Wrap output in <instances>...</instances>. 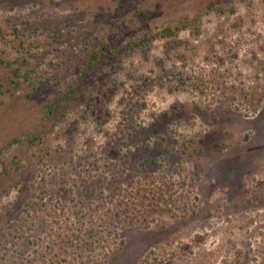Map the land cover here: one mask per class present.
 <instances>
[{
	"label": "rangeland",
	"instance_id": "374dc122",
	"mask_svg": "<svg viewBox=\"0 0 264 264\" xmlns=\"http://www.w3.org/2000/svg\"><path fill=\"white\" fill-rule=\"evenodd\" d=\"M183 25L78 81L86 43ZM22 46L47 85L27 99L0 63V242L27 220L22 256L45 248L46 194L66 220L119 213L112 264H264V0H0V58ZM166 180L171 212L149 192Z\"/></svg>",
	"mask_w": 264,
	"mask_h": 264
},
{
	"label": "trees",
	"instance_id": "16d2710c",
	"mask_svg": "<svg viewBox=\"0 0 264 264\" xmlns=\"http://www.w3.org/2000/svg\"><path fill=\"white\" fill-rule=\"evenodd\" d=\"M216 8H209L210 10ZM199 20L195 18L194 23ZM187 26H165L162 28H155L145 33L142 32V37L137 40H131L126 46L119 48H112L107 42L101 41L96 50L92 51L89 43L85 44V51L88 57L87 66L82 71V75L78 81L86 79L89 74L95 72L99 64L111 57L119 56L120 58L126 55H133L139 50L146 54L148 49V42L150 41H166V45L171 44L180 35L181 31ZM21 47V45H20ZM147 47V48H146ZM22 51H19L20 58L15 60H8L0 58V63L7 69H12L11 77L12 89L16 92L24 91L23 87H29L31 92L26 95L27 99L32 97V93L38 91L41 85L46 86L47 82L37 80L33 77L36 73V68H30L29 58H34L39 61V55L29 54L22 46ZM39 65V64H37ZM80 83V82H79ZM71 86L67 90V94L57 98L47 106L46 115H52L58 105L64 103L71 98L74 90ZM28 91V90H27ZM15 163V162H13ZM1 177L8 176L11 167L6 164H1ZM175 181H163L157 187L151 189L149 192L153 195L155 205L161 207L164 211L171 212L174 208L184 206L183 197L178 195L175 190ZM39 201L31 202L28 208L32 209L34 213L47 212L53 221V226L47 230L45 235L47 243L44 249L37 250L35 256L24 258L21 254V248L25 239L29 237L26 220L23 225L15 226L14 233L4 236V240L0 242V264H112L116 256L122 250L123 242H117L115 232V218H118L119 213L113 214L110 218L97 215L98 213H86L81 216L79 213L70 212L68 219H65V214L68 212L66 205L57 206L52 203L53 198L47 199L46 194H40ZM46 200V201H45ZM183 203V204H182ZM68 209V210H67ZM126 211V209H125ZM123 213V212H122ZM72 221H71V220ZM38 237H32L33 241L38 240ZM30 240V239H29ZM39 243V242H38ZM33 242H29V245ZM39 245V244H38ZM50 255V258L48 257Z\"/></svg>",
	"mask_w": 264,
	"mask_h": 264
}]
</instances>
